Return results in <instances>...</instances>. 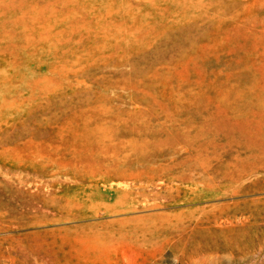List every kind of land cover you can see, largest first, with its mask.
<instances>
[{
  "label": "rangeland",
  "instance_id": "obj_1",
  "mask_svg": "<svg viewBox=\"0 0 264 264\" xmlns=\"http://www.w3.org/2000/svg\"><path fill=\"white\" fill-rule=\"evenodd\" d=\"M0 264H264V0H0Z\"/></svg>",
  "mask_w": 264,
  "mask_h": 264
},
{
  "label": "bare ground",
  "instance_id": "obj_2",
  "mask_svg": "<svg viewBox=\"0 0 264 264\" xmlns=\"http://www.w3.org/2000/svg\"><path fill=\"white\" fill-rule=\"evenodd\" d=\"M178 189L177 188H172V187H167L164 190V196L171 198L173 194H178ZM203 197V196H200ZM148 253V252H147ZM152 256V255H151ZM212 259V258H211Z\"/></svg>",
  "mask_w": 264,
  "mask_h": 264
}]
</instances>
